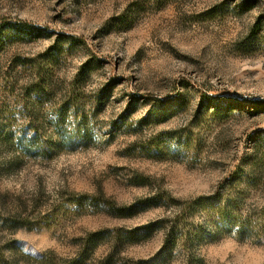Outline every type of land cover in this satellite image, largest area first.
I'll return each instance as SVG.
<instances>
[{
	"label": "rangeland",
	"instance_id": "374dc122",
	"mask_svg": "<svg viewBox=\"0 0 264 264\" xmlns=\"http://www.w3.org/2000/svg\"><path fill=\"white\" fill-rule=\"evenodd\" d=\"M3 258L264 264V0H0Z\"/></svg>",
	"mask_w": 264,
	"mask_h": 264
},
{
	"label": "trees",
	"instance_id": "16d2710c",
	"mask_svg": "<svg viewBox=\"0 0 264 264\" xmlns=\"http://www.w3.org/2000/svg\"><path fill=\"white\" fill-rule=\"evenodd\" d=\"M26 224H24L23 222H17L16 223V227H22V226H25ZM4 259V258H3ZM2 261V263L3 264H10V263H8V262H6L5 261V259L4 260H1ZM42 261V260H41ZM44 262V261H43ZM45 264H50L49 262H48V260H46V263Z\"/></svg>",
	"mask_w": 264,
	"mask_h": 264
}]
</instances>
